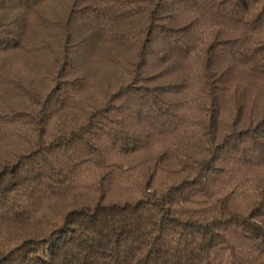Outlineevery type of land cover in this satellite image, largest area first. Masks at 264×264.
<instances>
[{"label":"trees","instance_id":"16d2710c","mask_svg":"<svg viewBox=\"0 0 264 264\" xmlns=\"http://www.w3.org/2000/svg\"><path fill=\"white\" fill-rule=\"evenodd\" d=\"M0 264H264V0H0Z\"/></svg>","mask_w":264,"mask_h":264}]
</instances>
